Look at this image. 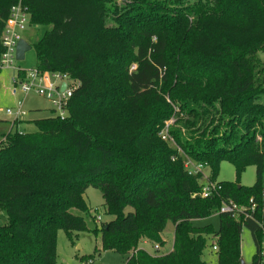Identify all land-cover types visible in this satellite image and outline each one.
I'll list each match as a JSON object with an SVG mask.
<instances>
[{
    "label": "trees",
    "instance_id": "16d2710c",
    "mask_svg": "<svg viewBox=\"0 0 264 264\" xmlns=\"http://www.w3.org/2000/svg\"><path fill=\"white\" fill-rule=\"evenodd\" d=\"M121 1L25 0L30 26L51 28L32 47L36 69L67 74L81 88L68 117L52 112L33 122L35 133L13 123L1 139L0 264H59L60 230L72 244L79 234L100 236L102 251L125 264H207L209 238L217 264H241L244 228L253 264H261L258 226L218 212L253 199L261 208L255 218L264 216V0ZM17 3L0 0V55ZM173 120L175 147L162 138ZM215 123L226 134L208 138ZM179 150L208 166L213 182L223 162L232 164L237 182L198 197L202 178L188 175ZM249 167L256 182L240 186ZM89 189L101 192L112 218L93 231L75 214L91 215ZM213 217L217 230L204 223ZM169 224L173 249L161 254ZM144 243L158 248L154 255Z\"/></svg>",
    "mask_w": 264,
    "mask_h": 264
},
{
    "label": "rangeland",
    "instance_id": "374dc122",
    "mask_svg": "<svg viewBox=\"0 0 264 264\" xmlns=\"http://www.w3.org/2000/svg\"><path fill=\"white\" fill-rule=\"evenodd\" d=\"M115 1L120 6L126 5V3L121 0ZM127 3L131 4L132 2L129 0ZM50 30L51 28L47 26L31 25L21 34V37L33 47V45L37 44ZM261 58L264 60V55H262ZM15 66L16 68L27 72L34 70L36 68V53L33 48L26 54L25 60L22 62H16ZM16 76V70L4 68L0 70V142L3 135L12 132V123L14 119L7 114V110L15 109L18 102L25 100V109L28 114L21 121L23 123L18 124L19 122H16L18 127L14 130L23 133H35L37 132V129L33 122L52 116L48 111L51 109V105L36 94L32 93L28 96L23 94L14 95L15 85L13 80ZM176 111L178 112V110ZM177 127L178 124L173 120L166 126L165 130H175ZM213 128H216V130L214 132H208L206 134L208 138H219L220 134H226V127L219 126L218 123H215ZM170 145L175 147L174 142H170ZM179 155L183 157V161L189 159L181 150H179ZM204 174L209 181L213 182L211 179V170L208 166H205ZM236 179V170L234 166L228 162H223L220 165L217 182L214 183L235 184L237 182ZM255 182L256 169L254 167H249L242 175L240 186L252 187ZM86 201L89 208L92 210L90 216L101 217L102 220L96 223L89 215H84L78 211H75V214L84 217L87 226L91 231L99 228L102 223H108L112 220V218L105 213V209L103 208L104 200L100 191L89 189L86 193ZM95 210H98V212L95 213ZM6 223L7 218L3 214H0V225ZM204 223L213 225L216 230L219 228L218 217H213L208 222ZM174 234L175 227L172 224H169L163 235L165 246L161 248V254H168L172 251ZM214 243L215 240H213V238L207 240V248L203 257V260L207 264H217V255L212 252V245ZM140 248L152 255L156 252V248L150 244H142ZM255 255L256 248L251 232L247 228H244L241 236V261L244 264H253ZM57 257L59 264H81L88 260H92L94 264H125V259L119 254L111 251H102L100 236L97 237L90 233L79 234L78 238H74V244H72L68 240L66 233L61 230L58 232L57 237Z\"/></svg>",
    "mask_w": 264,
    "mask_h": 264
},
{
    "label": "built area",
    "instance_id": "2783aa9c",
    "mask_svg": "<svg viewBox=\"0 0 264 264\" xmlns=\"http://www.w3.org/2000/svg\"><path fill=\"white\" fill-rule=\"evenodd\" d=\"M28 26H30V14L25 6V0H18L17 5L11 8L10 17L1 36L3 52L0 55V70L3 68L16 70L17 76L13 80L15 85L14 95L23 94L28 96L34 93L51 105L52 112L56 117L64 119L68 117L71 99L74 93L81 88V83L75 81L67 74L58 72L47 73L36 68L30 72L25 71L26 74L24 77L20 76L19 73L23 72V70L15 66L17 62L16 49L19 41L22 40L21 34ZM7 114L14 119L13 123H20L28 114L25 109V100L18 102L15 109L7 110ZM167 132L165 130L162 133V138L164 141H171ZM184 168L189 176L202 178V188L200 193L197 194L198 197L211 199L219 195L221 186L206 178L204 165L187 159L184 161ZM249 203V207H242L233 201L226 202L222 205L218 215L233 214L239 217L243 216L245 221H251L258 226L263 238L259 255L261 264H264V216L255 218L259 211H261V208H259L260 206L253 199ZM101 220V217H97L96 222L98 223ZM216 243L217 241L215 240V243L212 245V252L214 253L218 252ZM81 264H94V262L88 260Z\"/></svg>",
    "mask_w": 264,
    "mask_h": 264
},
{
    "label": "water",
    "instance_id": "95a60500",
    "mask_svg": "<svg viewBox=\"0 0 264 264\" xmlns=\"http://www.w3.org/2000/svg\"><path fill=\"white\" fill-rule=\"evenodd\" d=\"M32 50V46H30L25 40L19 41L16 49V61L22 62L25 60L26 54ZM80 249V248H79ZM241 264H244L243 262Z\"/></svg>",
    "mask_w": 264,
    "mask_h": 264
},
{
    "label": "crops",
    "instance_id": "0c3cea01",
    "mask_svg": "<svg viewBox=\"0 0 264 264\" xmlns=\"http://www.w3.org/2000/svg\"><path fill=\"white\" fill-rule=\"evenodd\" d=\"M44 100V99H43ZM41 111V110H40ZM51 114H52V110H48ZM48 118V117H47ZM45 119V118H44ZM23 123V122H22ZM144 244H148V243H144ZM141 249V248H140Z\"/></svg>",
    "mask_w": 264,
    "mask_h": 264
}]
</instances>
